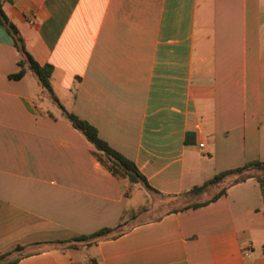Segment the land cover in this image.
Returning <instances> with one entry per match:
<instances>
[{
  "label": "crops",
  "instance_id": "0c3cea01",
  "mask_svg": "<svg viewBox=\"0 0 264 264\" xmlns=\"http://www.w3.org/2000/svg\"><path fill=\"white\" fill-rule=\"evenodd\" d=\"M1 2L28 52L54 67L62 106L152 190L114 173L32 72L9 77L19 53L0 25V255L22 247L12 264H264V174L226 178L214 200L219 190L185 194L264 162V0ZM105 227L117 228L91 244L58 243Z\"/></svg>",
  "mask_w": 264,
  "mask_h": 264
},
{
  "label": "trees",
  "instance_id": "16d2710c",
  "mask_svg": "<svg viewBox=\"0 0 264 264\" xmlns=\"http://www.w3.org/2000/svg\"><path fill=\"white\" fill-rule=\"evenodd\" d=\"M0 25L10 36V38L13 41V45L15 46V48L19 53V58L17 61L19 69L17 72L10 74L9 77L12 79H19L27 71L32 72L39 86L50 95L52 102L55 103L60 108L64 116L69 120V122L73 125V127H75L79 132L83 134V136L95 147L97 152H100L105 156V158L108 160V162L111 164L112 167L116 168V172H115L110 167L114 173H117L118 171L119 173L123 174L130 182H139L145 188L152 190V188L147 184L144 176L138 171L135 164L131 160L123 156L121 153L113 149L111 146H109L107 142L104 141L99 136L97 129L93 125H91L88 121L80 118L75 113L66 110L62 106V104L59 102L58 98L54 94L51 86V75L54 67L49 63L37 62L33 58V56L28 52L19 30L5 14L1 0H0ZM253 169L263 170L264 162L251 161L240 167L218 172L208 180L204 181L203 183L193 186L185 194L189 196L199 195L209 190L215 184L222 182L226 178H231L229 184L240 182L244 180L246 177H248L252 173L250 171ZM257 179L260 183H264V177H257ZM225 189L226 187L219 190L210 200H214L215 198L220 196L225 191ZM210 200L199 203L198 202L190 203L183 206V208L201 206L203 204H206ZM117 227L101 228L93 233L80 235L66 241H58V243H65V244L68 243L72 246H76L73 244V242L79 241V242H85L87 244H91L92 242H95L99 238L108 236L114 230H116ZM21 250L22 247H16L12 251L0 255V264L14 263L22 255L20 253Z\"/></svg>",
  "mask_w": 264,
  "mask_h": 264
},
{
  "label": "rangeland",
  "instance_id": "374dc122",
  "mask_svg": "<svg viewBox=\"0 0 264 264\" xmlns=\"http://www.w3.org/2000/svg\"><path fill=\"white\" fill-rule=\"evenodd\" d=\"M109 167H111L115 172H116V168L112 167L111 164L109 163ZM256 171H260L259 173L264 174V171L262 170H257V169H253L250 172H256ZM117 173H119L117 171ZM222 186L218 184V186H214L212 188H210L209 190H207L206 192H203L202 194H200L199 196L196 195L190 199H188V201H199V200H204L210 196H212L214 193H216ZM153 199H155L154 195L152 193H149V204H153ZM153 209L155 210V207H153L150 211L145 212L141 215V217H147L153 214Z\"/></svg>",
  "mask_w": 264,
  "mask_h": 264
},
{
  "label": "built area",
  "instance_id": "2783aa9c",
  "mask_svg": "<svg viewBox=\"0 0 264 264\" xmlns=\"http://www.w3.org/2000/svg\"><path fill=\"white\" fill-rule=\"evenodd\" d=\"M199 146L202 147L203 144L200 143ZM251 252H252V250H251V245L248 244V245L245 247L244 251H243V255L246 256V257H248V256L251 255Z\"/></svg>",
  "mask_w": 264,
  "mask_h": 264
}]
</instances>
